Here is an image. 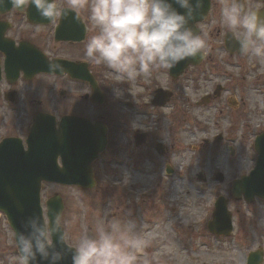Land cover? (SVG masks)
<instances>
[{"label": "rangeland", "instance_id": "rangeland-1", "mask_svg": "<svg viewBox=\"0 0 264 264\" xmlns=\"http://www.w3.org/2000/svg\"><path fill=\"white\" fill-rule=\"evenodd\" d=\"M76 11L82 12L79 16L90 26L85 42L58 44L49 33L42 48L50 56H82L95 74L98 71L102 90L108 89L109 96L101 107L91 109L82 97L86 93L83 84L67 83L65 87L55 78L41 77L33 87L34 102L61 116L72 108H66V99H72L81 107L74 112L107 125L111 141L107 152L95 162L97 183L92 189L42 185L44 209V202L54 193L63 200L66 243L74 247L85 228L94 233L119 221L133 225L130 236L138 240L132 250L135 264H246L252 250L263 253L264 264V199L245 202L231 194L233 180L254 166V139L264 131V62L230 55L221 40L225 31L210 32L203 24L199 35L206 40L209 54L200 64L189 66L175 80L168 69L129 80L85 56L86 44L96 29L87 8ZM218 84L223 89L214 95ZM157 87L173 92L164 107L151 104ZM62 90L68 97L62 96ZM208 94L209 99L203 100ZM20 114L0 109V133L7 129L3 121L8 123ZM136 131L147 135L146 144H135ZM167 166L172 167V173H166ZM219 195L228 199L232 215L233 229L228 236L207 229ZM17 251L14 232L2 215L0 264H17Z\"/></svg>", "mask_w": 264, "mask_h": 264}, {"label": "clouds", "instance_id": "clouds-1", "mask_svg": "<svg viewBox=\"0 0 264 264\" xmlns=\"http://www.w3.org/2000/svg\"><path fill=\"white\" fill-rule=\"evenodd\" d=\"M24 2L0 0V9L9 4L22 9ZM203 3L204 0H68L61 9L56 0H30L40 17L48 21L87 8L96 34L88 40L85 56L129 80L206 55V40L189 27ZM220 15L238 42L240 53L264 62V15L255 7H247L244 0L223 3ZM48 67L51 72L66 70L58 61H49ZM67 226L59 212L51 222L35 214L26 217L15 239L17 264H63ZM132 231V224L122 225L119 221L94 233L85 228L70 249L71 264H135L132 250L137 248L138 240L130 236Z\"/></svg>", "mask_w": 264, "mask_h": 264}, {"label": "water", "instance_id": "water-1", "mask_svg": "<svg viewBox=\"0 0 264 264\" xmlns=\"http://www.w3.org/2000/svg\"><path fill=\"white\" fill-rule=\"evenodd\" d=\"M208 5L209 0H204L203 7L197 13L194 22L203 19ZM178 10L184 11L183 9ZM28 16L33 22L40 18L34 5H29ZM69 16L57 27V37L58 39L81 40L84 37L83 25L75 13L70 12ZM41 21L42 23L49 22L45 19L39 20ZM194 22L189 26L196 33L197 28ZM79 25L81 31L77 33L78 36H61L62 32H67V28L71 30ZM236 43L238 42L234 44ZM234 44L233 47L230 46L232 50L235 49ZM1 49L6 52L5 47ZM6 54L25 74L51 72L48 67L49 61H58L66 69L63 73L68 72L72 77L85 79L95 84L93 76L83 64L78 65L63 59L49 60L37 48L30 45L27 48L21 45L15 56L7 52ZM202 59L203 57H196L181 61L169 68L170 75L177 77L189 64H198ZM7 61L11 63L10 60L7 59ZM94 89L99 90L96 84ZM155 93L153 103L157 105L165 104L170 95V92L163 89H157ZM98 94L94 97L101 102L102 96L99 97ZM106 141L107 128L100 122L92 123L87 118L63 116L56 124L54 116L40 113L32 121L26 140L27 150L17 138H5L0 142V212L6 216L15 232V239L17 233L23 230L22 221L26 217L35 214L44 219L41 205L43 182L81 187L94 185L92 162L105 148ZM254 147L257 151L254 168L247 175L241 176L232 183V194L237 198L243 196L246 201H253L256 196L264 199V133L256 137ZM59 158L62 166L58 164ZM219 177L222 179L221 175ZM227 204L228 201L224 196L216 199L212 218L207 223L210 232L218 235L231 233L232 216ZM45 206L48 222H51L55 213H62L64 209L63 200L57 193L46 200ZM71 248L66 245L67 255L63 264H71ZM262 259L263 255L260 250L250 252L247 264H260Z\"/></svg>", "mask_w": 264, "mask_h": 264}, {"label": "flooded vegetation", "instance_id": "flooded-vegetation-1", "mask_svg": "<svg viewBox=\"0 0 264 264\" xmlns=\"http://www.w3.org/2000/svg\"><path fill=\"white\" fill-rule=\"evenodd\" d=\"M30 0H25L24 6L22 9H18L14 6L5 5L3 9H0V109L10 111L11 113L14 112H20V115H17L16 117L13 116V119L10 120L7 124L2 126L7 127L3 134L0 133V141L7 137H19L23 143L26 139V136L29 132V127L31 125V122L33 118L40 112H46L50 113L49 108L45 107L44 105L38 102L35 103L34 97H33V87L34 84L37 82V78L41 77H49V78H55L59 81H61L65 87H67V83L76 84L78 85L83 84L86 88V93L82 95L84 100H87L90 102L88 105L91 109L95 108L97 106L98 108L103 105V103L106 101V96H109L105 90V97L103 103H96L92 99V87L89 83L83 81L71 78V76L68 73L65 74H50V73H37L34 75H28L25 74L21 69H18L17 64L9 59L7 57V53L10 55L15 56L16 52L20 50L21 45H23L24 48H27L29 45L32 47H36L39 51L43 52L49 59L54 58H63L71 61L76 62H83L81 58L82 56H76V57H70L68 55H47L46 51L42 48V43L45 39V36L49 33L51 34V37H53V40L58 44H64V45H73L78 46L82 45L85 40L86 36L90 32V26L87 24L88 22L85 20H82L83 17L79 16V13L74 10L77 15L79 16L81 23H83L84 28V37L81 40H75V39H58L56 34V28L62 23V21H65L67 19V16L65 17L63 14L58 15L57 18L54 21H49L47 23L39 22V20H42L43 18L37 19L38 21H29L27 18V8L29 5ZM228 2L230 3L231 0H211V8L209 11V15L206 17V19L199 23L198 25L207 24L208 30L212 32L214 29L223 30L222 38L224 34L227 32H230L226 26L223 24L221 20V7L222 4ZM58 8H63L67 5V3H64L61 0H56ZM244 3L247 7H255L258 11L261 12L262 15H264V0H244ZM73 11V13H74ZM64 25V24H63ZM80 26V25H79ZM77 28L67 30V32H62L63 36L71 35L72 37L78 36L77 33L81 31V26ZM70 27V24H69ZM69 29V28H67ZM1 47H5L6 52L1 49ZM80 50V47L78 48V52ZM209 54V52H207ZM234 55H237L234 53ZM8 60L11 61L9 63ZM84 59V58H83ZM84 61H86L84 59ZM89 63V62H88ZM89 70L95 75V79L97 80V84L100 86L101 90L102 87V80L101 76L96 71V74L93 72V70L90 67V64L88 65ZM105 84V83H104ZM106 85V84H105ZM35 88V87H34ZM222 88V86H221ZM103 91V90H102ZM104 92V91H103ZM37 93V92H36ZM64 98L67 96L68 93L65 92V90H62L60 92ZM210 97V96H209ZM208 97V98H209ZM66 108L72 107L70 110H67L63 115H76L79 117H87L91 119L93 122H102L101 120L94 119L93 117L86 116L84 113H78L74 111H81V107L79 105L75 104L72 99L69 101L68 98L66 99ZM85 107H83L84 110ZM54 111V110H53ZM53 114V113H50ZM55 115V114H53ZM57 117L56 124L59 121V118L61 116L55 115ZM5 118H3L4 120ZM16 119V120H14ZM104 123V122H103ZM58 127V126H57ZM1 129V126H0ZM146 138L147 135L145 133L141 132H134V139L135 144H146ZM110 137L108 132V139L107 144L105 146V149L102 153L99 154L98 158L93 162V169L95 162L100 158L101 155H103L105 152H107L109 146H110ZM126 192L130 194V189L127 188Z\"/></svg>", "mask_w": 264, "mask_h": 264}, {"label": "bare ground", "instance_id": "bare-ground-1", "mask_svg": "<svg viewBox=\"0 0 264 264\" xmlns=\"http://www.w3.org/2000/svg\"><path fill=\"white\" fill-rule=\"evenodd\" d=\"M156 236V234L153 235V237Z\"/></svg>", "mask_w": 264, "mask_h": 264}]
</instances>
